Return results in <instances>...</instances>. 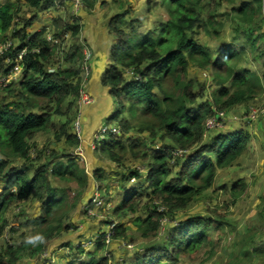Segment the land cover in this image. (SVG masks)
I'll list each match as a JSON object with an SVG mask.
<instances>
[{
    "label": "trees",
    "instance_id": "obj_1",
    "mask_svg": "<svg viewBox=\"0 0 264 264\" xmlns=\"http://www.w3.org/2000/svg\"><path fill=\"white\" fill-rule=\"evenodd\" d=\"M57 1L25 0L24 4L37 15ZM82 1L91 8L95 0ZM202 1L162 0L169 20L160 25L157 38L148 34L134 37V33L126 32L122 28L126 23L125 16L121 13L116 14L109 24L114 41L100 83L108 88L114 101L111 118L118 120L122 133H127L131 125L124 115L128 110L131 117L140 120L139 133L146 132L149 138L147 141L129 139L125 146L121 136L110 135L97 143L96 150L114 162L120 163V153L125 152L146 163L145 186L142 184L132 188L113 213L134 215L142 212L143 216L134 217L133 225L146 240L158 233L164 217L172 222L161 245L148 241L140 247L135 256L136 264H177L182 257L200 251L210 242L211 227L222 226V221L213 222L194 216L179 220L176 224L173 221L178 219L179 212L213 185L218 169L229 166L244 154L250 139L249 133L241 130L217 134L210 131L205 139L206 119L209 116L217 117L220 112L229 111L237 104L251 101L264 90V75L259 76L245 68L233 73L246 52L244 48L223 47L216 56H212L207 46L194 39L198 27L203 26L207 31L208 27L213 29V18L208 16L205 21L201 15ZM19 4L23 5L19 0L0 3L1 45L9 40L8 32L15 17L20 18L22 9ZM263 6L264 0H250L241 2L232 10L238 19L249 23L261 13ZM34 20L35 17L24 20L22 26L15 29L14 36L18 37V43L0 55V74L5 75L12 68L16 53L24 46L28 45L29 50L39 49L36 53L27 52L23 60L22 79L2 88L9 95V100L0 104V154L3 156L0 160V178L5 180L0 194V234L7 225L5 214L14 200L37 201L41 214L25 223L39 228L40 240L31 253L40 249V241H50L56 233L58 235L64 230V216L77 207L88 187V176L82 165L65 150L79 143L75 134L68 130L74 114L71 117L68 115L72 109H76L79 97L82 48L72 45L68 49L66 61L70 62V67L49 71L46 67L53 62L51 57L56 45L47 40L46 28L31 33L27 31ZM52 24L51 33L56 39L66 33L75 38L81 30L77 20L68 22L55 17ZM247 38L250 41L251 36ZM256 44L253 41L251 48H257ZM190 64L199 69L214 70L219 86L212 99L198 107L195 103L204 87H200V94L196 93L191 80L186 79ZM64 104L66 109L62 111ZM53 115L68 116L56 132L59 141L64 137L66 146L57 150L42 149L48 152L46 158L44 154L46 162L33 163L30 158L32 149L34 153L41 150L36 148L34 138L52 127ZM156 142L160 146L151 145ZM171 148L186 152L172 166L169 164ZM17 159L23 160L19 167L12 165ZM30 168H33L31 176L28 175ZM101 172L96 169L92 174L99 191L106 180ZM120 177V182H125L129 178H141L142 175L134 170ZM69 183L78 187L74 196L70 194ZM237 187L234 184L232 190ZM89 198L90 194L87 204L93 206ZM127 231L124 225H117L112 238H126ZM106 246L103 232L93 250L79 244L71 251L74 258L64 264H108L107 257H96ZM27 249L29 243L25 241L19 245H8L0 254V264H15L21 256L29 255Z\"/></svg>",
    "mask_w": 264,
    "mask_h": 264
},
{
    "label": "rangeland",
    "instance_id": "obj_2",
    "mask_svg": "<svg viewBox=\"0 0 264 264\" xmlns=\"http://www.w3.org/2000/svg\"><path fill=\"white\" fill-rule=\"evenodd\" d=\"M5 1L7 0H0V3ZM19 1L23 3V5L19 4L22 13L20 18L15 17L12 29L8 32L9 40L5 44H0V55L6 52L5 49L7 48L5 47L8 43L11 42L13 46L18 43V37L14 36V32L22 26L23 21L33 17L37 18L38 13L37 15L33 13L32 9L24 4L25 0ZM67 1L71 2V0H58L53 5L49 4L39 11H43L41 14L44 15V18L41 19L43 25L40 29L46 28V33L52 35V21L55 17H61L63 21L68 22L77 20L81 24L80 21L85 16L88 19V24H82L80 32L82 27L90 24L87 30L93 31V35H91L93 40L84 41L85 37H82L80 32L75 38L69 33L61 36L55 43V52L51 57L53 62L46 67L49 71L71 66L70 62L66 61V54L72 45H78L82 48V60H84V51L93 52L98 46L106 47L109 62V51L114 41L113 34L109 30V24L116 14H124L126 23L122 28L128 33H134V37L140 34H148L157 38L160 25L169 20L162 0H95L91 8L86 7L82 1L83 6L78 12ZM243 1L250 0H234L233 3H227L224 0H203L200 5L201 15L205 21L208 16L213 18V29L208 27L209 31H207L203 26L198 27L194 39L207 46L212 56H216L218 50L223 47L232 46L236 50L244 48L246 52L233 73L237 69L245 68L263 76L264 6L261 13L253 21L246 23L238 19L232 10L233 7L238 6ZM45 24H49L47 25L49 27L44 26ZM32 28H36V26L31 25L27 31L33 32ZM248 36H251V39L257 43V48H251L253 41L251 39L249 41ZM23 74L24 71H21L17 81L22 79ZM214 74V70L209 68L199 69L192 64L188 66L186 79L191 80L194 91L200 94V87H204L203 92L197 98L196 107L202 102L212 99L214 92L219 89ZM80 79L81 82L85 79L83 70ZM6 99L9 100V95L4 90L0 91V104ZM111 100L110 112L100 118L94 126L97 128L100 124L116 125L119 128V134L116 136H121L125 146L129 143V139L141 138L147 141L149 139L147 133H139L138 131L139 118L131 117L128 110L125 111L124 116L129 120L131 126L127 133H122L118 120L111 118L115 109L114 101ZM77 105H79L78 100H76V109H72L68 115L71 117L74 114L68 130L74 133L76 137L74 122L79 118L77 117L79 115ZM65 109L66 104L62 106V111ZM219 114L216 118L209 116L206 119L207 133L204 132V136L210 131L217 134L229 130H241L248 132L250 139L244 154L229 166L218 169L213 185L192 201L185 210L179 212L178 219L173 221V224H176L179 220L194 216L211 219L213 222H223L220 228L211 227L210 242L206 243L200 251L185 255L177 264H264V90L259 92L251 101L237 104L229 111H223ZM68 116L53 115L52 127L47 132H40L36 135L34 142L36 148L41 150L34 153L32 149L30 158L33 163L46 162L44 159V154L45 158L48 154L47 151L45 152L46 149L57 150L66 146L64 137L59 141L56 132ZM92 134L93 132L84 136L82 124V140H79L76 146H68L65 149L82 165L85 174L88 176V187L84 190L77 207L64 216V230L58 235L56 233L50 241H42V243L40 241V249L31 253L40 240L38 239L39 228L25 223L41 214V206L32 199L14 200L5 214L7 225L0 234V254L8 245L14 243L19 245L25 241L29 243V250L27 249L29 255L21 256L15 264H64L74 258L71 251L73 252L75 247L79 244L83 246L90 239L94 241L93 237L100 236L103 232L106 234L107 228L113 222L116 225H124L128 231L126 238H111L110 242H105L107 246L96 256L97 258L106 256L109 264H136V252L141 246L148 241L154 245L163 243L162 239L169 233L172 224L167 218L162 219L158 233L153 238L146 240L140 236L137 228L133 225L134 217L136 215L143 216L142 212L139 211L134 215L131 213L116 215L113 213L114 208L122 202L132 188L142 184L143 187L145 186L146 163L140 159H134L131 154L125 152L120 153V163L110 160L97 150L93 152L90 159H84L83 154L81 156L74 154L78 145L82 146L83 151L85 148L91 151L89 141ZM205 139H207L206 136ZM151 145L157 147L160 146V143L156 142ZM42 149H45L44 152ZM184 155L185 152L182 155H177L173 150L169 162L170 166L175 164L176 159L183 158ZM1 159L3 156L0 154ZM22 161L20 159L14 160L12 165L19 167ZM96 169L102 170L101 173L106 180L104 185L100 187L101 191H99L96 201L93 202V206H89L85 201H88L92 186L98 184L92 179L93 171ZM134 170L142 177H133L125 182H120V175ZM32 174L33 168H30L28 175L31 176ZM234 184H237L238 187L232 190ZM68 185L71 188L70 194L72 196L77 194L78 187L71 183ZM4 187L5 180L0 178V194ZM12 192L16 193L15 189H12ZM142 208L141 206L140 209ZM89 210L91 214H89ZM101 231L103 232L101 233ZM112 246H115V249L118 248V255L114 253ZM86 249L93 250L94 246H87ZM82 258L84 259V256Z\"/></svg>",
    "mask_w": 264,
    "mask_h": 264
},
{
    "label": "built area",
    "instance_id": "obj_3",
    "mask_svg": "<svg viewBox=\"0 0 264 264\" xmlns=\"http://www.w3.org/2000/svg\"><path fill=\"white\" fill-rule=\"evenodd\" d=\"M71 4L73 5V7H75V11L78 12L80 10V8L83 6L82 5V0H71ZM47 40L53 43H57V40L54 39L51 35H47ZM7 42V41H6ZM5 42V43H6ZM4 43V44H5ZM27 44V41H26ZM12 45V43H8L7 44V49H5V51H7ZM30 51L31 53H36L39 51V49L36 48H32V49H28V45L24 46L18 53H16V56L14 58V64L12 66V68L10 69V71L3 75L0 74V90L3 87H6L8 84L17 81L18 76L20 75L21 71H22V67H23V60L25 55L27 54V52ZM92 58V52L91 51H84V60H83V66H82V70L84 72V76L85 79L84 81L81 82V86H80V90H79V98H78V102L79 105H89L92 103L93 99L92 97L89 95V93L86 91V87H87V83L89 80V76L91 73V68H90V60ZM9 60V59H8ZM222 114V113H221ZM220 115V114H219ZM77 117H79L75 122H74V131L77 134V137L79 140H82L81 138V118L80 115H78ZM218 117V116H217ZM216 118V117H215ZM119 134V128L116 126H109V125H102L100 126L93 134H92V138L89 141V147L91 150H95L97 143L104 139L106 136L108 135H117ZM183 150L181 149H175L174 153L177 155H182L183 154ZM84 153L83 148L81 145H78L75 150H74V154L81 156ZM99 196V192L97 189V186L94 187V191H93V196H92V202L96 201V198ZM88 206V205H87ZM89 207V206H88ZM90 208V207H89ZM162 208L160 207L159 210H161ZM89 214H91L90 210H89ZM116 227V223H112L109 225V227L107 228V232L106 234H104V242L108 243L110 242L113 234H114V229ZM98 239V236L95 237V240ZM105 243V244H106Z\"/></svg>",
    "mask_w": 264,
    "mask_h": 264
},
{
    "label": "crops",
    "instance_id": "obj_4",
    "mask_svg": "<svg viewBox=\"0 0 264 264\" xmlns=\"http://www.w3.org/2000/svg\"><path fill=\"white\" fill-rule=\"evenodd\" d=\"M67 2H69V4L71 3L70 1H67ZM41 13H43V11L38 12L37 18L32 22V26H36V28H32L33 31L39 30L40 27H42L43 25V20L41 19L44 18V15ZM84 18L80 21L81 25L86 24V23L88 24V19H86L85 16ZM47 25L49 24H45L44 26L49 27ZM89 25L82 27V31L80 32L82 37H85L84 41H87V42H90L93 40L91 38L92 37L91 35H93V31L87 30V27H89ZM97 51L107 56L106 65L108 64V49H106V47L98 46L93 51V58L91 60V75L87 83V92L93 98L94 101L89 106L80 105L78 107V113L83 123L84 136L90 135L92 132H94L98 128V127L96 128L94 125L99 122L100 118H102L103 116H106L110 112L111 109L109 108L112 105V100H111L112 98L108 92V88L101 85L100 83L101 75L99 74L97 70H95L94 61H95V56H96ZM92 155H93V151H89L88 148H85L83 158L90 159L92 158ZM80 223H82V221H80ZM112 248L114 249V253L118 255L119 254L118 248L115 249V246H112Z\"/></svg>",
    "mask_w": 264,
    "mask_h": 264
},
{
    "label": "clouds",
    "instance_id": "obj_5",
    "mask_svg": "<svg viewBox=\"0 0 264 264\" xmlns=\"http://www.w3.org/2000/svg\"><path fill=\"white\" fill-rule=\"evenodd\" d=\"M47 35H48V33H47ZM49 35H50V34H49ZM51 36H52V35H51ZM52 37H53V36H52ZM53 38H54V37H53ZM54 39H56V38H54ZM56 40H57V39H56ZM52 43H53V42H52ZM53 44H55V43H53ZM92 58H93V52H92ZM92 58H91V60H92ZM91 60H90V68H91ZM22 64H23V63H22ZM107 66H108V64H107ZM90 70H91V69H90ZM22 72H23V67H22ZM90 75H91V73H90ZM89 78H90V76H89ZM1 90H2V89H1ZM86 91H87V87H86ZM78 98H79V97H78ZM92 99H93V98H92ZM92 102H93V101H92ZM89 105H90V104H89ZM79 106H80V105H78V107H79ZM81 106H83V105H81ZM84 106H86V105H84ZM87 106H88V105H87ZM78 107H77V109H78ZM80 118H81V117H80ZM81 123H82V121H81ZM82 124H83V123H82ZM102 125H104V124H101L100 126H102ZM105 125H107V124H105ZM100 126H98V128H99ZM109 126H111V124H110ZM114 126H116V125H114ZM98 128H97V129H98ZM97 129H96V130H97ZM96 130H95V131H96ZM95 131H94V132H95ZM94 132H93V133H94ZM75 136H76V135H75ZM108 136H110V135H108ZM113 136H116V135H113ZM106 137H107V136H106ZM106 137H105V138H106ZM78 140H79V139H78ZM97 145H98V144H97ZM84 147H85V146H84ZM89 148H90V147H89ZM96 149H97V146H96ZM96 149H95V150H96ZM175 149H178V148H173L172 151L175 150ZM95 150H91V151L94 152ZM184 152H185V151H184ZM185 153H186V152H185ZM83 154H84V153H83ZM95 186H97V185L94 184V185L92 186V190H91V193H90V198H89V200L92 199L93 191H94V187H95ZM97 189H98V187H97ZM98 192H99V190H98ZM91 201H92V200H91ZM87 202H88V201H86V204H87ZM116 226H117V225H116ZM96 237H97V236H96ZM93 238H94V241H92L91 239L88 240L87 242H85V243L83 244V247H84V248H86L87 246H91V247H93V246L95 245L96 241L98 240V239L95 240V237H93ZM98 238H99V236H98ZM104 257H106V256H104ZM108 264H109V263H108Z\"/></svg>",
    "mask_w": 264,
    "mask_h": 264
},
{
    "label": "water",
    "instance_id": "obj_6",
    "mask_svg": "<svg viewBox=\"0 0 264 264\" xmlns=\"http://www.w3.org/2000/svg\"><path fill=\"white\" fill-rule=\"evenodd\" d=\"M106 61H107V56L97 51L96 56H95L94 65H95V70H97L100 75H102L107 69ZM97 62L100 63V66H98Z\"/></svg>",
    "mask_w": 264,
    "mask_h": 264
},
{
    "label": "bare ground",
    "instance_id": "obj_7",
    "mask_svg": "<svg viewBox=\"0 0 264 264\" xmlns=\"http://www.w3.org/2000/svg\"><path fill=\"white\" fill-rule=\"evenodd\" d=\"M97 64H98V66H100V63L99 62H97Z\"/></svg>",
    "mask_w": 264,
    "mask_h": 264
}]
</instances>
